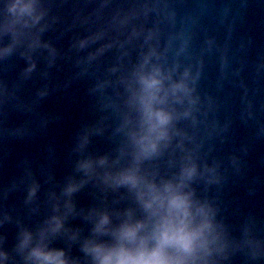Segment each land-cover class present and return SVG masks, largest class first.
Here are the masks:
<instances>
[{"label": "water", "instance_id": "1", "mask_svg": "<svg viewBox=\"0 0 264 264\" xmlns=\"http://www.w3.org/2000/svg\"><path fill=\"white\" fill-rule=\"evenodd\" d=\"M10 2L0 0V247L15 256L22 229L35 233L70 203L51 244L88 264L89 211L131 201L97 179L64 189L86 179L81 159L119 154L132 73L154 52L174 78L189 73L196 103L145 167L169 176L191 155L214 169L194 186L226 225L220 264H264V0H36L40 19L27 24Z\"/></svg>", "mask_w": 264, "mask_h": 264}, {"label": "clouds", "instance_id": "2", "mask_svg": "<svg viewBox=\"0 0 264 264\" xmlns=\"http://www.w3.org/2000/svg\"><path fill=\"white\" fill-rule=\"evenodd\" d=\"M6 7L15 22L40 19L36 0H11ZM154 54L145 55L132 73L130 112L117 129L124 137L119 154L81 159L77 170L86 179L69 182L64 189L70 197L88 180L97 179L106 189L126 190L131 201L121 209L102 206L89 211L86 219L92 224L91 235L81 244L88 264H220L230 243L217 208L199 197L194 186L214 169L205 166L202 172L191 155L183 157L178 170L169 176L145 167L170 147L179 135L176 122L188 117L196 103L189 73L174 78V70L152 63ZM66 207L63 214L55 207L35 233L22 229L15 256L0 247V264H17L16 256L22 264H79L66 249L51 244L52 238L65 231L72 211L70 203Z\"/></svg>", "mask_w": 264, "mask_h": 264}]
</instances>
